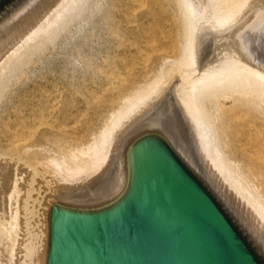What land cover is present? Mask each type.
<instances>
[{
  "label": "bare ground",
  "instance_id": "1",
  "mask_svg": "<svg viewBox=\"0 0 264 264\" xmlns=\"http://www.w3.org/2000/svg\"><path fill=\"white\" fill-rule=\"evenodd\" d=\"M109 6L111 34L120 41L131 33L138 40L143 72L124 57L107 67V95L101 102L100 95L90 96L98 99L95 119L104 107L111 109L98 131L95 119L83 123L61 110L47 90L43 103L36 96L40 86H27L29 78L15 72L33 61L29 55L52 45L70 20L99 12V1L58 0L46 21L0 60V264H40L52 198L101 183L115 166L123 133L153 112L167 118L264 241V49L253 53L256 58L241 43L249 27L264 29V0H109ZM201 28L215 39L233 29L227 41L241 45L211 56L208 47L199 49ZM154 52L171 62L164 78L151 77L144 65ZM43 146L58 156H45Z\"/></svg>",
  "mask_w": 264,
  "mask_h": 264
},
{
  "label": "water",
  "instance_id": "2",
  "mask_svg": "<svg viewBox=\"0 0 264 264\" xmlns=\"http://www.w3.org/2000/svg\"><path fill=\"white\" fill-rule=\"evenodd\" d=\"M58 0H0V60ZM115 166L53 197L40 264H264V241L167 118L125 131Z\"/></svg>",
  "mask_w": 264,
  "mask_h": 264
},
{
  "label": "rangeland",
  "instance_id": "3",
  "mask_svg": "<svg viewBox=\"0 0 264 264\" xmlns=\"http://www.w3.org/2000/svg\"><path fill=\"white\" fill-rule=\"evenodd\" d=\"M95 1L96 2L99 1L100 4H103V7H101V10H99V12H95L93 15H90V12L86 11L83 14L84 16L83 18H79V19L77 18V20L74 21L70 20L69 24L66 27L67 29L64 32H62L57 37V39L55 38L52 45H50V43H47V45L46 44L43 45V49L41 48L40 51L34 53V55L31 56L30 58L29 55L26 60L31 59L33 61H31V63L29 64L24 65V67L22 66L23 68H21L22 70L19 69L20 70L19 72L18 70H16L15 72L16 73L15 75L19 76L23 74V76L25 77L27 76L29 78V80L26 79L25 81L27 83V86L32 87V85L35 84L37 86H40V90L38 89L36 90V96L40 99L43 97L44 99L43 103L49 100L45 96V91L47 90L49 93L51 92L52 100L57 98L56 101H58V105L60 106L61 110L69 109V112L71 114L78 116L80 120L83 121V123L87 121V119H92V118L93 120L95 119V116L93 114H95V110L97 106L96 104L98 99L96 101L95 100L92 101L93 99L90 96L100 95L99 101L101 102L103 99L102 96H104L105 94L107 95L106 89L109 84V80L111 79L109 77L108 74L109 69H107V67H109L111 64L113 65L115 61L119 62V58L124 57L128 59V61L137 62L135 65L136 73L143 72V70H140L141 69L140 66L143 65L136 57L137 49L139 48L138 40L136 41L133 35L129 33V35H127L123 39L119 37L120 41L122 42L120 43L118 37L113 36L111 34L109 24L106 21L107 18L106 13L108 11V8L110 7L109 0H95ZM201 24L202 23L200 21L198 25ZM121 29L123 28L121 27ZM247 30L248 31L246 33V38L244 39L246 41H242L241 43L242 45L246 43L251 48L256 49V52L253 49H251L252 51L251 56L257 58L256 54L253 53H257L258 49L261 48V45L262 48L264 49V41H263L264 29L258 24L255 25V27L254 26L252 28L249 27ZM197 32H198L197 34H199L198 37H200L199 39L197 38V42L202 43L201 45L199 44L200 45L199 49L202 48L204 49L208 47L207 48L208 50L207 49L205 50L206 53L211 52L210 53L211 56L212 55H215L216 57L218 55L222 56L223 54H225L226 50L228 51L232 50L231 47L241 45L238 42L237 45L234 44V46L233 44H231L232 42L229 41L228 43L227 40L229 39V36L226 37V35L229 34L226 33L233 32V29H230V31L228 30L227 32L224 30L223 32H225V34H223L222 32L219 33L220 37L218 36L217 39H221L222 37L221 42L223 41L222 43H224V41H227L225 42L227 43L226 45L220 44L221 42L219 43L216 42L217 39H215L216 37L213 35L205 36L204 34L206 32L205 28L204 29L201 28ZM199 32L201 33V35ZM212 33L215 34V31H212ZM231 35L232 34H230V36ZM201 40L202 41L204 40L203 42L206 44L200 42ZM250 42L252 44H250ZM214 43L217 46H219V48L216 47ZM213 44L215 46H213ZM257 45L260 46L256 48L255 46ZM227 47L230 50L226 49ZM211 48L216 50L214 51ZM219 49L220 50L223 49L222 50L223 53ZM218 50L220 54L217 52ZM248 51L249 54H251L250 50ZM210 55L207 57H210ZM148 59L149 60L145 62L144 65L147 64L150 71H152L153 74H151V77H153L155 74L159 78L162 77L164 78L165 72H167L170 69L169 67H171V62L161 58L159 59V55L156 52L151 53ZM157 62L158 63L160 62L159 65L161 64L162 65L159 66ZM92 63L93 65L90 66V64ZM116 66H117L116 70L119 72L121 67L119 66V64H116ZM5 92H9V89H7ZM9 93L7 94L5 93L6 98L8 97L7 95ZM176 108L178 109L177 106ZM110 113H111L110 108L108 107L103 108L101 118L95 119L96 131L101 129L102 125L105 122V118H107V116L110 115ZM177 113L180 116V118L183 119V123H184L185 119L182 116L181 110L178 109ZM184 129L183 132L187 134L185 135L184 139L185 141L187 139V141L191 144L192 147L194 138L190 134L189 129L188 131ZM80 133L81 132L79 130L76 131V135H79ZM191 138H193V141H191L192 140ZM43 147L44 149L42 148V151L45 150V148L48 149L45 150L46 152L43 151V154L45 156L47 157L58 156L57 155L58 153L52 148L50 149L49 146H43ZM192 148H195V142ZM50 151L51 154L48 153ZM54 153L57 154L55 155ZM195 155L196 157H199L197 153Z\"/></svg>",
  "mask_w": 264,
  "mask_h": 264
}]
</instances>
